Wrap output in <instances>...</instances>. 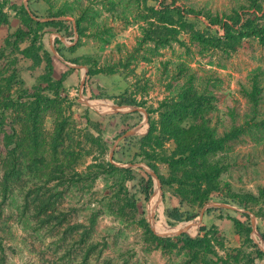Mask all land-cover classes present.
Here are the masks:
<instances>
[{
  "label": "trees",
  "instance_id": "1",
  "mask_svg": "<svg viewBox=\"0 0 264 264\" xmlns=\"http://www.w3.org/2000/svg\"><path fill=\"white\" fill-rule=\"evenodd\" d=\"M45 1L49 5L47 14L39 18H73L76 34L80 39L90 37L101 44H109L116 36L113 27L107 23L108 18L99 19L102 17V10L91 3L85 4L80 0L60 3L59 0ZM99 1L104 5L107 13L125 21L126 24L130 23V18L145 21V24L139 27L141 36L137 38L131 50L123 54L122 45H116V50L123 55L116 63H113L115 65L134 64L136 67L138 62L151 61L161 55L162 49L171 47L175 43L183 49L182 55L186 59L194 55V48L197 50V55L201 57H203L202 53L210 49L236 51L247 38L256 39L264 47V25L248 19L241 21L239 14L227 17L225 22L210 19L212 25H219L223 30L221 37H210L200 30H195L194 23L188 21L190 15L196 20L201 17L200 12L191 7H173L164 2L160 3L158 8L147 7L146 0H143L146 13L139 16L136 15L139 0ZM257 1L251 0V4L252 8L258 11L260 5ZM32 13L36 16L34 12ZM20 22V27L5 40L7 47H11V51L19 52L24 58L31 60L33 66L38 67L43 63L44 69L38 83L30 87H27L23 81L15 82L18 76L17 71L12 72L10 77L2 78L5 83H0V124L4 126L1 140L4 152L0 150V157L2 156L5 160L3 176L0 179V224L3 221L5 206L11 204L17 212L15 214L17 221L30 227L39 237L45 239L58 237L57 242L52 241V243L56 247L58 242L63 243L64 250L59 261L70 262L71 255H80V264H89L94 256L100 257L103 251L91 240L100 213L96 208H92L87 224H70L67 222V213L59 211L58 206L65 192L72 187L77 188L76 184L81 180L85 181L91 177L97 179L100 175H104L113 177L116 180L115 183L119 184L125 180L126 176H132V172L131 169L115 166L110 160L103 164L88 166L87 170L79 172L78 168L83 164L82 158L84 155H89L90 150L76 149L74 140L70 132L66 131L62 120L56 121L48 144L51 164L40 155L43 150L40 133L41 118L43 112L51 106L49 97L44 95V92L57 93L62 86L65 74L56 81L52 78L53 65L50 52L46 51L43 56H40V47L36 46V41L38 33L44 28L59 27L71 22L67 20L37 21L29 15L25 6L20 14ZM7 25L8 17L0 8V28ZM71 32L74 33L73 25ZM182 32L188 34L187 43L179 39ZM23 42L29 43L21 49L19 44ZM55 42L61 44L57 38ZM55 50L63 56L58 47H55ZM4 56V53L0 51V60ZM186 59H181L180 55L176 62L161 63L163 73L166 74L167 82L164 86L167 94L153 110L158 113L159 122L156 123L148 117L149 129L146 135L124 139L123 146L135 148L133 158L127 163L131 165L137 162L145 163L156 174L162 188L172 186L173 183L177 184L173 196L181 203L188 202L199 208L209 202L234 203L239 208L250 211L248 204L256 203L257 199L251 194L236 193L225 187V183L218 180L223 172V165L213 161L212 158L218 153L229 151L234 143L246 146L264 144V112L260 110L264 104V93H262L264 86L257 79H253L250 89L242 91L247 105L246 110L240 113L235 104L230 102L221 114L217 104L223 95L222 81L217 77L216 69H223V67L217 65L216 68L210 60L207 63H201ZM16 61L15 57L14 62ZM113 64H107L109 72H112ZM91 72L92 70H89L86 76ZM131 74L136 81H140V75L135 71L132 70ZM12 84L18 86L15 100L10 95L4 96L2 92V87L7 89ZM118 104L141 107L134 99L127 98L120 99ZM145 110L149 115L151 111ZM12 112H18L21 116L12 117L11 120ZM136 113L138 112H132V114ZM213 117L223 126L221 133L213 125ZM8 119L11 122H8ZM98 132L97 136L90 132L85 133L84 140L89 144L88 148L97 146L105 150L106 142L100 130ZM165 142L173 146L170 153H156V149H161ZM137 158L140 160L137 161ZM112 159L115 160V155ZM153 160L165 163L169 167L170 175L166 177L160 174L158 167L152 163ZM142 181L140 194L147 200L153 189V178L144 171ZM60 186L63 189H59ZM127 196V193L125 191L123 193L121 189L114 191L103 203V207L109 212L116 208L119 212L129 210L137 214V200L134 196ZM222 211L237 214L234 210L222 207L209 208L206 214ZM164 213L169 225L190 221L197 216L184 212L179 207H166ZM240 215L246 220V224L233 218L235 225L239 233L245 235V241L250 243L254 252L246 253L234 249L232 252H227L225 257L219 256L218 252L212 248V239L203 226L200 227V233L195 238L184 233L176 237H159L152 232L145 218H141L139 224L143 229V240L154 249L170 252L180 248L188 255L191 254L184 264L199 262L202 264H254L255 258L264 257V252L250 237L252 231L250 215L248 213ZM254 215L258 217L257 213ZM260 236L264 239V233H260ZM5 238L0 235V264H10L7 250L11 248L3 241ZM47 264L52 263L47 261ZM102 264H111V260L104 259Z\"/></svg>",
  "mask_w": 264,
  "mask_h": 264
},
{
  "label": "rangeland",
  "instance_id": "2",
  "mask_svg": "<svg viewBox=\"0 0 264 264\" xmlns=\"http://www.w3.org/2000/svg\"><path fill=\"white\" fill-rule=\"evenodd\" d=\"M24 1L0 0V8L8 17V25L0 28V51L5 55L0 60V83H5L2 78L10 77L12 72L17 71L18 76L15 82L23 81L27 87H30L38 83L39 76L43 73L44 64L42 63L38 67L33 66L31 60L24 58L19 52L11 51V47H7L5 43V40L21 25L20 14L24 8ZM63 1L72 2L74 0H59V3ZM80 1L85 4L91 3L94 7L100 8L102 17L99 19L107 17V23L113 27L116 36L109 44H101L90 37L80 39L77 34L71 32V23L59 27H46L38 33L36 46L40 47L39 55L43 56L46 51L50 52L53 65L52 78L56 81L60 79L62 74H65L62 86L57 93L44 92V95L49 97L51 106L43 112L41 118L40 133L43 150L40 155L51 164L52 159L49 155L48 144L56 121L62 120L66 131L70 132V136L74 140L76 149L90 150L89 155L83 156V164L78 168L79 172L87 170L86 167L88 166L105 163L109 160L111 152L112 156L115 155V160L112 162L115 166L131 169L132 172V176H126L125 180L119 184L115 183L116 180L113 177L104 175H100L97 179L91 177L85 181L81 180L76 184L77 188L72 187L65 192L64 198L58 206L59 211L67 213V222L70 224H87L92 208H96L100 213L91 240L103 251L100 257L94 256L89 264H102L104 259H110L111 264H184L191 254L188 255L180 248L163 252L160 249H154L153 246H149L143 240V229L139 221L141 218H145L151 229L149 222L151 213L153 216L152 226L157 233L173 232L186 228L184 234L195 238L200 233V227L203 226L209 232L212 248L218 252L219 256L225 257L227 252H232L234 249L246 253L254 252L250 243L245 241V235L239 233L234 221L237 219L245 225L246 220L240 214L246 213L244 211L248 210L239 208L234 203H229V205L235 208L234 211L237 214L222 211L207 215L205 210L200 224H195L205 205L199 208L188 202L181 203L179 199L173 196L177 184L173 183L172 186L166 188H162L160 184L158 188L153 179L151 195L147 200L141 196L140 189L145 170L135 166V164L127 163L133 158L135 148L123 146L125 144L123 141L129 137L146 135L149 129L148 117L156 123L159 122V115L153 110L157 108V103L167 94L164 86L167 82L166 74L163 73L161 63L165 61L176 62L180 55L181 59L186 58L182 55L183 49L175 43L171 47L162 49L161 55L151 61L138 62L136 67L134 64L127 66L113 64L125 51L131 50L135 46L137 38L141 36L139 27L144 25L145 21L130 18V23L126 24L125 21L107 13L99 0ZM162 2L171 4L173 7H191L195 11H199L200 18L196 20L190 15L188 21L194 23L195 30H200L210 37L223 35L221 27L212 25L210 19L225 22L227 17H234L235 14H239L241 21L248 19L264 25V0L257 1V4L260 5L258 11L252 8L251 0H146V6L158 8ZM27 5L37 17L46 15V10L49 7L45 0H28ZM117 11L119 13V10ZM145 13L144 2L139 0L136 15L140 16ZM56 34L62 36L63 42L60 41L61 44L55 42V39L58 38ZM179 39L187 43L188 34L182 32ZM28 43L23 42L19 46L22 49ZM50 44H53L54 49L58 47L61 50L63 60L51 51ZM117 44L122 45L123 54H119L116 50ZM193 51L194 55L188 57V61L192 59L191 61L207 63L210 60L216 68L217 65L223 67V69H216L217 77L222 81L223 95L217 104L221 114L224 107L230 102L235 104L237 111L243 113L247 105L242 91L250 89L253 79H257L264 86V47L256 39L247 38L243 40L236 51H213L210 49L208 52L202 53L203 57L197 55L195 48ZM15 57L16 62H14ZM107 64H113L112 72H109L110 69ZM69 65H83L86 67V73L92 70L91 74L85 78L81 96L79 95V85L85 70H79ZM132 70L140 75V81H136L132 76ZM17 87L13 84L7 89L2 87L3 95H10L15 100ZM123 98L134 99L141 107L150 110L147 121L144 120V116L140 112L136 114H132V112H109L116 106L139 107L119 105L120 99ZM83 100L88 101L95 109L83 103ZM260 110L264 112V104ZM105 111L109 113L101 114ZM125 114L130 115L126 116ZM10 115L11 120L12 117L21 116L18 112H12ZM8 122L11 121L8 119ZM138 124L141 126L134 135L117 141L118 137L125 131ZM213 125L217 127L219 133L223 131V126L217 123L215 117H213ZM0 127V150L4 152V145L1 141L4 126L0 124ZM98 130L106 142L105 150L97 146L88 148L89 144L84 140L85 133L90 132L97 136L99 135ZM163 147L157 148L156 153L169 154L173 148L172 144L167 142L164 143ZM136 160L139 161L140 158ZM212 160L223 165V172L218 180L225 183V187L236 193L251 194L257 199L256 203L248 204L249 212L255 217L256 225V229L250 232V237L252 240L255 239L260 250L261 248L264 249V239L260 236V233H264V221H262L264 218V144L246 146L245 144L234 143L229 151L214 155ZM152 163L158 167L160 174L166 177L170 175L169 167L165 163L159 160H153ZM141 164L147 166L143 162ZM4 168L5 160L1 156L0 179L3 176ZM59 189H63V187L60 186ZM119 189L123 193L125 191L127 197H135L137 214H133L129 210L119 212L116 208L109 212L103 207V203L114 191ZM159 196H162V199ZM156 202L158 203L157 207L154 212H151ZM166 207H179L182 211L197 216L190 221L169 225L164 213ZM253 212L257 213L258 217ZM16 213L14 206L7 204L2 216L3 221L0 224V235L6 237L3 241L11 248V250H7L10 264H47V261L52 264H80V255H71L72 260L70 262L67 260L59 261L64 250L63 243L58 242L57 247L52 243V241L57 242L58 237L53 236L47 239L39 237L30 227L17 221ZM197 264H202V262ZM254 264H264V257L255 258Z\"/></svg>",
  "mask_w": 264,
  "mask_h": 264
},
{
  "label": "water",
  "instance_id": "3",
  "mask_svg": "<svg viewBox=\"0 0 264 264\" xmlns=\"http://www.w3.org/2000/svg\"><path fill=\"white\" fill-rule=\"evenodd\" d=\"M24 6H25V9L27 10V12L29 13V15L33 19H36L37 21H40V22H45V21H49V20H67V21H71V23H72V25L74 27V33L76 35L75 21L72 18H70V17L39 18V17L34 16L31 13L29 8L27 7V1L24 3ZM59 38H60V40L63 41L62 37L59 36ZM50 49L55 55H57L59 58H61L58 55V53L56 52V50L54 49L52 44L50 45ZM69 66L85 70V72L83 73V77H82V79L80 81V85H79V95L81 96L82 92H83V88H84L85 78H86V75H87L86 74V67L82 66V65H69ZM82 102L85 103L86 105H88L89 107L95 109L91 104H89L88 101L83 100ZM109 112H113V113L140 112V113L143 114L145 121H147V116H148L146 110L144 108H141V107L126 108V107L116 106V107H113L112 111H109ZM109 112L105 111V112H101V114H106V113H109ZM140 126H141V124H138L137 126L133 127L132 129L126 131L124 134H122L120 137H118L117 141L121 140L122 138L134 135L136 133V131L140 128ZM109 160H110V162H113L112 152L110 153ZM135 166L142 167L148 174H150L152 176V178L155 180V183H156L157 187L159 188V186H160L159 179L156 176V174L150 168H148L147 166H145V165H143L141 163L135 164ZM160 199H162V196H160ZM215 207H222V208L233 209V210L235 209L233 206H231L229 204L218 203V202H209L200 211V213L198 215V218H197V221L195 222V224H200L201 219L203 218V214H204L205 210H207L209 208H215ZM244 212H246V213H248L250 215L251 227H252V230L254 231L256 229L255 217L249 211H244ZM152 220H153V216H152V213H151L149 215V222L151 224V229L154 232V234L159 236V237H176V236H179V235L185 233L186 230H187L186 228H183V229H179V230H176V231H173V232L157 233V232H155V230H154V228L152 226V223H153ZM253 241L256 243L255 239H253ZM261 250L264 251V249H262V248H261Z\"/></svg>",
  "mask_w": 264,
  "mask_h": 264
},
{
  "label": "crops",
  "instance_id": "4",
  "mask_svg": "<svg viewBox=\"0 0 264 264\" xmlns=\"http://www.w3.org/2000/svg\"><path fill=\"white\" fill-rule=\"evenodd\" d=\"M26 1L28 2V0H25L24 3H25ZM27 7H28V5H27ZM28 8H29V7H28ZM29 10H30V9H29ZM30 11H31V10H30ZM31 13H32V11H31ZM32 14H33V13H32ZM33 15H34V14H33ZM58 35H59V34H56V36L58 37L57 39L60 40V38H59L60 35H59V36H58ZM60 37H61V36H60ZM60 41H62V40H60ZM62 42H63V41H62ZM50 45H51V44H50ZM52 45H53V44H52ZM53 47H54V46H53ZM56 52H57V51H56ZM57 53H58V52H57ZM58 55L61 57V55H60L59 53H58ZM56 56H57V55H56ZM57 57H58V56H57ZM58 58H59V57H58ZM60 59H61V58H60ZM76 69H79V68H76ZM79 70H80V69H79Z\"/></svg>",
  "mask_w": 264,
  "mask_h": 264
},
{
  "label": "bare ground",
  "instance_id": "5",
  "mask_svg": "<svg viewBox=\"0 0 264 264\" xmlns=\"http://www.w3.org/2000/svg\"><path fill=\"white\" fill-rule=\"evenodd\" d=\"M90 102H93V101H90ZM160 197V196H159ZM157 202L154 204V206L152 207V210H151V212H154L155 211V209H156V207H157ZM190 231V230H189Z\"/></svg>",
  "mask_w": 264,
  "mask_h": 264
}]
</instances>
